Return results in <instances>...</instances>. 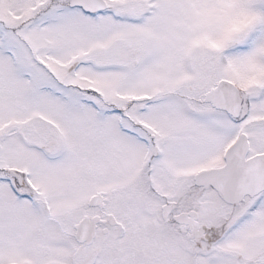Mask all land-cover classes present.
Listing matches in <instances>:
<instances>
[{
  "label": "snow or ice",
  "instance_id": "obj_1",
  "mask_svg": "<svg viewBox=\"0 0 264 264\" xmlns=\"http://www.w3.org/2000/svg\"><path fill=\"white\" fill-rule=\"evenodd\" d=\"M0 264H264V0H0Z\"/></svg>",
  "mask_w": 264,
  "mask_h": 264
}]
</instances>
